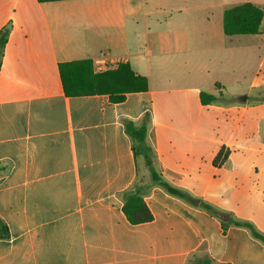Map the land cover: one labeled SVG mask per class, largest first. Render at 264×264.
Returning a JSON list of instances; mask_svg holds the SVG:
<instances>
[{
	"label": "crops",
	"instance_id": "crops-1",
	"mask_svg": "<svg viewBox=\"0 0 264 264\" xmlns=\"http://www.w3.org/2000/svg\"><path fill=\"white\" fill-rule=\"evenodd\" d=\"M210 23L166 0H0V264H264V242L232 224L264 237V164L251 161L264 108L226 98L217 52L236 36ZM87 60L93 74L128 64L147 90L66 95L60 66ZM126 120L147 121L151 162ZM139 176L153 220L134 225L123 194Z\"/></svg>",
	"mask_w": 264,
	"mask_h": 264
},
{
	"label": "trees",
	"instance_id": "trees-1",
	"mask_svg": "<svg viewBox=\"0 0 264 264\" xmlns=\"http://www.w3.org/2000/svg\"><path fill=\"white\" fill-rule=\"evenodd\" d=\"M264 11L252 3H244L229 8L224 13L223 28L227 36L237 35H258ZM1 44L4 46L8 39V30L1 35ZM0 61V69H1ZM60 73L63 82L64 92L68 96H86L94 94H108L116 102H121L125 94L132 92H144L147 90V80L135 75L128 64H120L117 69L108 70L102 73L93 74L92 62L87 60L60 66ZM202 104H210L217 100V97L208 93H201ZM125 131L132 141V150L135 158L144 157L151 162L152 150L146 142L147 121L136 125L132 121H124ZM223 151L220 152L216 160H220ZM152 179L163 186L171 195L183 198L178 189L160 181L158 174L152 170ZM145 187L135 185L123 194V212L130 223L142 224L153 220V215L144 201ZM224 231L231 225L229 219L223 220ZM235 226L248 228L255 238L264 242V237L258 235L254 227L248 222H234ZM10 232L6 223L0 219V239H8ZM189 264H217L210 258L192 259Z\"/></svg>",
	"mask_w": 264,
	"mask_h": 264
},
{
	"label": "rangeland",
	"instance_id": "rangeland-1",
	"mask_svg": "<svg viewBox=\"0 0 264 264\" xmlns=\"http://www.w3.org/2000/svg\"><path fill=\"white\" fill-rule=\"evenodd\" d=\"M244 1L258 2L264 10V0H166V8L174 10L197 7L202 19L206 22L210 20L211 26L217 28L223 35L224 11ZM225 39L233 41L234 45L231 50L219 49L217 52L221 67L225 68L221 72L222 80L225 81L223 93L226 94V98L243 101L251 108H264V20L259 35ZM203 58L211 59L208 56ZM261 111L264 113V109ZM255 127L262 136L264 121L256 123ZM262 148L256 147V150L252 152V163L264 164ZM150 180L151 178L139 176L137 183L147 188Z\"/></svg>",
	"mask_w": 264,
	"mask_h": 264
}]
</instances>
